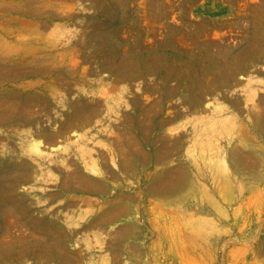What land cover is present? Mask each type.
<instances>
[{
	"label": "rangeland",
	"instance_id": "374dc122",
	"mask_svg": "<svg viewBox=\"0 0 264 264\" xmlns=\"http://www.w3.org/2000/svg\"><path fill=\"white\" fill-rule=\"evenodd\" d=\"M263 123L264 0H0L1 264H264Z\"/></svg>",
	"mask_w": 264,
	"mask_h": 264
},
{
	"label": "bare ground",
	"instance_id": "6f19581e",
	"mask_svg": "<svg viewBox=\"0 0 264 264\" xmlns=\"http://www.w3.org/2000/svg\"><path fill=\"white\" fill-rule=\"evenodd\" d=\"M10 73V72H9ZM198 87V86H197ZM197 87L195 89H197ZM191 97L189 98V102H192V104L194 105H197V103L200 101V97L198 96V94L194 91V89L192 90V93H190ZM200 95V94H199ZM70 104V103H69ZM77 108V107H76ZM96 112V111H95ZM94 113V109L93 108H86L85 106H82V112H81V115H83L82 119L85 120V117H89L91 116V114ZM79 121V120H78ZM78 121H75L76 123ZM76 123H69L68 125H64L59 131H57L56 133H51V134H48L46 132H40L38 135H40L41 138L45 137L46 140L49 142V143H52L54 142L57 138H62L64 135H65V132L67 131L68 128H70L72 125H75ZM264 125V123H263ZM41 144L42 142L41 141H36V142H33L28 146V149L27 151L32 153L34 155V157H36V159H42V155H43V151L41 150ZM27 146V145H26ZM199 146V145H198ZM122 149V148H121ZM123 152H124V149H122ZM122 152V153H123ZM121 153V155H122ZM166 154V152H163V154L161 155V157H159L158 161L162 160L163 156ZM30 155V154H29ZM138 155V154H137ZM125 156V155H124ZM132 161V160H131ZM129 161L127 163V165H123L122 167L124 169H130L132 168V162ZM260 163V162H259ZM257 163V165L259 164ZM262 163V162H261ZM140 164V163H139ZM96 165V164H95ZM9 167V166H8ZM95 167V166H94ZM3 172V171H2ZM5 172V181L4 183L2 184V186L0 187L1 188V191H2V196H0V224H1V227L2 229L0 228L1 230V233H3L4 231L7 230L6 226H5V222L7 223H10L12 224V222H14V217L15 219L17 220L18 218V223L19 225L23 226V227H27V224H29V227L32 226V228H38L37 230L40 231L41 230V233L43 232L42 229L44 227V224L42 222H34L33 219L29 220V222L27 224L24 223V218L25 217H31V214L29 211L26 212V210H24V207L22 206H13V196L10 194L12 192H10L15 186L13 185V182L12 184H10L11 180L12 179H15L17 180L18 182H21L23 179L26 180L27 176H29L28 174V171L26 170V168H24V166H18L17 169L15 170H10V169H7V170H4ZM3 176V175H2ZM183 180V177L179 180L180 182ZM178 181V182H179ZM163 181H160V182H156L152 187H150L149 189V192H151L153 195H162L166 192L169 191V189H171V187H166V186H163L162 184ZM179 182V184H180ZM4 185V186H3ZM178 185V183L176 184V186ZM179 187V186H178ZM174 188V187H173ZM90 190V189H89ZM257 198V197H256ZM258 199V198H257ZM12 200V201H11ZM23 201V200H22ZM16 204H20L19 201L17 200ZM23 205V204H22ZM1 209H3V213L1 211ZM121 209L123 211H126L128 210V208H126L125 205L122 204H119V205H115L114 206V215L116 214V216H118L117 213H119L121 211ZM25 211V212H24ZM21 214V215H20ZM114 215H110V216H114ZM22 216V217H21ZM109 216V217H110ZM34 217V216H33ZM115 217V216H114ZM32 218V217H31ZM107 218V217H106ZM116 218V217H115ZM110 219V218H109ZM103 220V219H102ZM105 220V219H104ZM111 220V219H110ZM113 220V219H112ZM101 224V223H100ZM40 227H42V229H40ZM12 232V231H11ZM0 233V234H1ZM6 233V232H5ZM4 234V233H3ZM8 234V232H7ZM11 233L9 232V235ZM9 235H7L9 237ZM17 235V233H16ZM19 235V234H18ZM17 235V236H18ZM19 237V236H18ZM7 238V237H6ZM5 238V239H6ZM9 239V238H8ZM7 240V239H6ZM19 241V243H17ZM29 242V241H28ZM22 243V244H21ZM35 244V243H33ZM59 244V243H58ZM48 245V244H47ZM20 247V249L18 250L19 252H21L20 254V258L21 259H25L29 254H31V246L30 244H27V242H25V238H20V239H15V240H7L6 242H4L3 239L0 240V264L3 263V262H6L5 259L10 258L11 254H13L14 256L16 255V251H15V247ZM30 246V247H28ZM50 248L47 249H44V247L42 246L41 243H37L36 244V250L38 251L39 253V259L41 257V260H49V254L51 256H53V253L55 254V252L60 256L59 258H61L62 260V264H68L69 263V259L64 256V253H62V250H65L63 247H62V250H60V252L56 251L53 249V245L51 244L49 246ZM51 249V250H50ZM17 250V249H16ZM35 250V249H34ZM49 253V254H48ZM50 256V257H51ZM29 257V256H28ZM53 258V257H52ZM56 258V257H55Z\"/></svg>",
	"mask_w": 264,
	"mask_h": 264
}]
</instances>
